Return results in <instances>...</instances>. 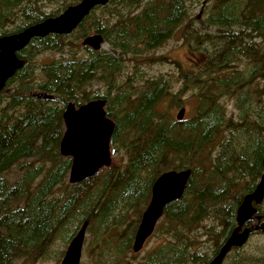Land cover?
<instances>
[{
    "label": "trees",
    "instance_id": "1",
    "mask_svg": "<svg viewBox=\"0 0 264 264\" xmlns=\"http://www.w3.org/2000/svg\"><path fill=\"white\" fill-rule=\"evenodd\" d=\"M42 1L58 8L45 12ZM79 1L0 0V36ZM178 31L196 55L187 67L177 63L182 86L172 105L183 107L187 92L193 103L182 120L163 109L170 95L164 77L142 84L120 79L127 61L144 59ZM92 32L102 33L109 48L77 43ZM44 51L59 57L35 65ZM17 55L27 62L0 91V264L40 260L59 234L69 241L86 220L93 242L114 251L99 263L133 264L125 258L154 181L186 168L193 171L183 196L165 207L153 232L160 242L136 264H210L263 172L264 0H212L194 17L188 0H110L70 34L35 38ZM95 82L105 92L88 91ZM96 98L107 100L116 122L111 147L124 152V161L71 184L72 158L59 151L63 112L69 101L79 106ZM256 208L264 216V200ZM121 225L116 237L111 232ZM222 264H264V251L248 242Z\"/></svg>",
    "mask_w": 264,
    "mask_h": 264
},
{
    "label": "water",
    "instance_id": "2",
    "mask_svg": "<svg viewBox=\"0 0 264 264\" xmlns=\"http://www.w3.org/2000/svg\"><path fill=\"white\" fill-rule=\"evenodd\" d=\"M110 0H80L68 6L57 16H51L40 22L27 26L15 33L0 36V91L7 81L27 62L17 52L25 48L31 40L43 38L49 34L68 35L73 32L97 6L106 5ZM102 33L95 32L83 38L82 45L99 50L104 47ZM47 96V95H46ZM51 98L52 96H48ZM107 100L97 98L76 106L68 102L64 112V134L60 141L59 151L63 156L72 158L69 172L71 184L81 182L97 174L112 163L111 138L116 122L107 114ZM186 109L182 107L177 120H182ZM192 168L167 170L154 181L151 198L143 211L142 218L133 241V251L140 252L147 239L153 234L156 224L164 213L165 207L180 199L187 187ZM264 200V160L263 172L256 188L246 194L237 209V226L220 248L210 264H222L233 247L245 245L252 232L261 230L264 233V221L259 224L246 225L247 222L264 218L257 214L256 205ZM88 221H84L73 236L62 259V264H80Z\"/></svg>",
    "mask_w": 264,
    "mask_h": 264
},
{
    "label": "rangeland",
    "instance_id": "3",
    "mask_svg": "<svg viewBox=\"0 0 264 264\" xmlns=\"http://www.w3.org/2000/svg\"><path fill=\"white\" fill-rule=\"evenodd\" d=\"M211 2L212 0H188L190 12L192 13L193 17L196 16L199 12H201L205 6L206 7L209 6ZM40 4L44 5L43 10L45 12H52L58 8V3L55 2L49 3L47 1H42ZM196 22L197 21H193L192 23H196ZM8 26H9L8 27L9 30H11V28L15 27L16 25L15 23H10L8 24ZM199 27H201V25H199L198 28ZM69 40L75 41V36H70ZM82 40L79 41L77 40V43L82 45ZM103 48L108 49L109 45L105 43ZM81 53L83 52H80V54ZM54 57H59V54H55L51 51H44L42 53L37 54L34 57L33 63L37 66H40L41 64L48 63ZM195 58L196 55L194 52L191 51V46L185 40V38L181 34V31H178L175 34V36L167 40L162 46L158 47L153 51H150L144 59L138 60L137 63L134 62L131 63V61H127L126 62L127 67L124 73L122 74V76H120V79H123L124 76L126 75L132 78L133 84H137L138 80H141L139 84H142L144 83L145 80L147 81L159 77H164L170 83V89H169L170 95L166 97V100L164 101L163 104V109L164 111L170 112L173 115V117L176 118L178 111L182 107H177L172 105L171 95L178 93L182 86V81L179 78L180 75H179L178 64L181 67H187L190 63H193V60H195ZM105 89H107V86L101 82L99 83L95 82L94 84L88 87V91L90 92H94L98 90L99 92L103 93L105 92ZM189 94L190 93L187 92L181 95V97H183L184 100L183 107H185L186 109V113L184 116L185 118L188 117L192 112L193 103L188 99ZM227 107L229 112L232 111V115L237 114L238 111L233 108L232 99H227ZM111 148H112L111 149L112 161L123 162L124 152L122 151L113 154V147ZM68 183H70L69 173H68ZM73 226H75L74 223L72 224V227ZM123 228L124 226L121 225L115 228L111 233H113L117 237L119 233L123 231ZM259 231H260L259 233L252 235L248 240V242H252V246L259 245L260 249L264 251V233L261 230ZM62 234L63 232L61 233V235L59 234L55 238V240H53L49 244L48 248H46L47 250L45 252V255L42 258H39L40 260L38 259L35 260L32 264H62L61 263L62 259L67 250L69 242L72 239L71 238L69 239V241L67 240L65 242L66 239L64 240ZM160 240L161 238L153 233L147 239L140 252H134L132 248V251L127 253L125 259L132 261L133 264L140 262L142 258L146 255V253L150 249H152L155 245H157L160 242ZM112 253H114L113 249L111 248L110 245L108 246L107 244H105L104 241L100 240L98 242L95 241L93 242V237L88 233V229H87L80 264H103L99 262L101 260L108 258ZM15 264H29V263H26L24 260L19 259L15 262Z\"/></svg>",
    "mask_w": 264,
    "mask_h": 264
}]
</instances>
